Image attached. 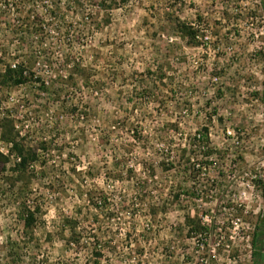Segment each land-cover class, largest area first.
I'll return each mask as SVG.
<instances>
[{"label":"rangeland","instance_id":"rangeland-1","mask_svg":"<svg viewBox=\"0 0 264 264\" xmlns=\"http://www.w3.org/2000/svg\"><path fill=\"white\" fill-rule=\"evenodd\" d=\"M3 6L0 72L26 62L40 82L0 88V120L37 154L25 196L0 160V264H264L260 0H30L19 24L31 14L36 34ZM204 129L208 159L192 145Z\"/></svg>","mask_w":264,"mask_h":264},{"label":"trees","instance_id":"trees-1","mask_svg":"<svg viewBox=\"0 0 264 264\" xmlns=\"http://www.w3.org/2000/svg\"><path fill=\"white\" fill-rule=\"evenodd\" d=\"M30 0H3L4 3V12L2 13L3 23L11 26V29L13 32L18 34V32L24 33H34L36 34V17H32L31 14L27 15L25 19L22 20V24H19V20L22 17V7L26 6ZM261 5L264 9V0H260ZM12 18V19H11ZM15 23H13V22ZM177 30L182 35V37L186 38L188 40V43L192 45H198L200 42H198V29L197 27L193 26L192 24H177ZM24 29V30H23ZM31 66H29L26 62H19L17 64H9L5 66L4 70L0 72V88L1 89H10L19 87L31 82L38 81L40 82L39 78H36L31 71ZM81 70V68H78ZM84 70H82L83 72ZM85 77V76H84ZM162 77H160V80ZM86 81H88V78H85ZM42 86H44V83H41ZM264 87V82H263ZM262 97L264 100V88L262 91ZM0 139L1 141L8 146V154L9 157H3L2 154H0V160L5 165H9L10 173L12 175V180L15 183H21V186L19 188V194L20 195H27L29 191V184L30 183V172L29 169L35 163L37 159L36 150L25 142L24 139L20 137V132L16 130L15 124L12 119L10 118H3L0 120ZM193 146H197L199 148V153L196 154L197 158L200 157L201 159H208L211 154L212 150L209 148V133L207 129H204L202 131L197 132L194 134L193 138ZM202 148L203 150H200ZM184 157V156H183ZM13 158V161L10 160ZM191 159L193 158H182V160L185 163V166L192 165ZM207 163V162H206ZM195 165H192L194 167ZM200 166L198 165V168ZM189 168H186V171H188ZM194 168L190 171V175H193ZM197 174V173H196ZM261 186V192L262 196L264 198V181L260 182ZM83 197V195H82ZM84 197L87 201H91L92 196L84 194ZM180 197V193H176L172 196V203H178ZM165 204V203H164ZM39 213V208H31L29 205H27V202L25 201L22 205V220L23 225L26 230L32 229L35 224L37 223V214ZM155 213V211L153 212ZM68 223H72L68 220ZM185 223L188 227V233L190 235H194V237H200L203 236H209L210 228L207 224H204L202 219L198 217L191 218L190 216H187L185 219ZM71 233L70 237L67 240V245H75L79 242L78 235L75 234L74 229L71 227ZM257 234L255 233L253 238L254 242L252 244L255 245V240L257 238ZM259 264V262H257Z\"/></svg>","mask_w":264,"mask_h":264}]
</instances>
